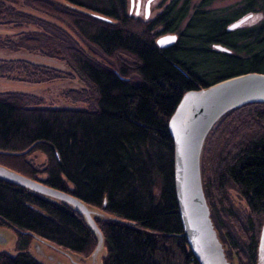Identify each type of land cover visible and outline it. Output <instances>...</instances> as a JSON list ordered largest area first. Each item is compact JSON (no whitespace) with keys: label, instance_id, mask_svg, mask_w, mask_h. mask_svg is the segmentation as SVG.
<instances>
[{"label":"trees","instance_id":"16d2710c","mask_svg":"<svg viewBox=\"0 0 264 264\" xmlns=\"http://www.w3.org/2000/svg\"><path fill=\"white\" fill-rule=\"evenodd\" d=\"M212 1L202 0L200 7ZM24 4L45 16L0 0V22L35 28L15 41L0 40V46L65 61L87 84V92L71 95L87 107L39 106L35 96L0 92V164L92 206L102 209L106 201L103 210L110 217L96 220L104 235L103 264H190L196 259L180 235L168 123L187 90L264 72V0H245L244 11L233 16L197 7L183 29L187 0H172L152 18V11L149 17L131 12L129 0ZM248 11L262 16L257 25L227 30ZM214 21L219 27L204 25ZM161 31H179L177 42L158 46ZM16 71L35 82L59 76L54 68L30 61L0 59V76ZM36 153L45 156L42 168L28 159ZM203 176L211 209L229 202L227 189L235 188L252 213H264V103L245 105L222 118L207 139ZM0 226L17 234L15 254L1 251L0 264H44L29 251L35 236L85 257L98 245L74 207L3 178ZM259 230L251 231L253 251Z\"/></svg>","mask_w":264,"mask_h":264},{"label":"water","instance_id":"95a60500","mask_svg":"<svg viewBox=\"0 0 264 264\" xmlns=\"http://www.w3.org/2000/svg\"><path fill=\"white\" fill-rule=\"evenodd\" d=\"M155 1L148 0V14L151 3ZM250 16L246 15L234 21L231 27L237 28ZM178 38L176 32H170L161 35L157 39V44L166 48L174 45ZM215 47L231 52L230 48L221 44H216ZM252 103H264V72L241 73L201 88L187 90L168 123L174 143L176 198L183 224V232L180 235L186 237L189 249L200 264H232L227 255L228 244L221 237L205 193L203 161L207 139L227 113ZM0 178L66 202L78 210L95 232L98 245L87 259L80 254L76 257L85 259L89 264H103L101 258L106 253L104 235L93 216L98 211L92 209V205L68 191L49 186L42 180L31 178L2 164ZM105 207L106 201L102 209ZM8 239L12 241L11 249L0 247V252L15 254L13 244L17 240V234L8 227L0 226V242ZM48 247L52 253L47 252ZM29 251L44 264H51L53 259L56 261L53 264H64L57 252L68 250L35 236ZM234 260L235 263L238 262L235 254ZM257 264H264V222L258 242Z\"/></svg>","mask_w":264,"mask_h":264},{"label":"rangeland","instance_id":"374dc122","mask_svg":"<svg viewBox=\"0 0 264 264\" xmlns=\"http://www.w3.org/2000/svg\"><path fill=\"white\" fill-rule=\"evenodd\" d=\"M6 5L14 6L16 9L21 11H26L35 15H42L40 12L33 10L32 8L26 6L24 4V0H2ZM61 1V0H55ZM160 1L153 10L150 18L155 16L156 13L162 10L164 6L169 4L172 0H158ZM157 1V2H158ZM189 3V14L186 19L182 22L181 29L185 27L188 23L191 15L194 13L197 7H200V3L202 0H187ZM245 0H213L210 4L204 5L200 8L204 10L215 11L218 14L222 13H230L231 16L234 13H241L242 10L240 7L244 5ZM185 0H180V4L184 3ZM130 7V0H129ZM156 12V13H155ZM258 15V14H257ZM45 16V15H42ZM140 16L146 17V13H141ZM259 17V16H258ZM257 17V18H258ZM46 18V17H44ZM54 21L53 19L46 18ZM204 25H208V27L216 26L219 27L220 23L218 21H214L213 23H204ZM245 27V26H242ZM35 29L34 26H25L18 27L15 24L7 21L0 22V40L9 41V40H17L27 31ZM161 29V28H160ZM162 30V29H161ZM179 36V31H175ZM170 33L161 31L158 35V38L163 35ZM157 38V39H158ZM242 41H239L241 43ZM237 54L245 55V51H236ZM200 58H202L200 56ZM0 59L9 61V60H24L30 61L37 65H43L50 68H54L57 70L59 76L45 81H29L24 77L22 72L16 71V73H12L11 76H0V92H8V91H18L23 92L28 95H32L37 97L39 101V106H65V107H87V103L77 102L72 98V93L74 90L82 91L86 89L87 92V84L74 72L65 61L60 58L48 56L38 51H29L25 49L20 50H11L9 48H4L0 46ZM203 59V58H202ZM249 67V65H248ZM227 69V68H226ZM222 68V71L226 70ZM20 75V76H19ZM70 94V95H69ZM87 101L90 100V95H85ZM89 98V99H88ZM36 100V101H37ZM91 104V103H90ZM31 162L34 163L37 167L43 166V163L46 161L45 156L41 153L33 154L28 158ZM41 178H45V174H40ZM227 194L230 199L229 202L225 201V204H221V202H217L218 200H214V203L217 202V209L212 208L214 210V214H216V220L220 228L223 230V233L226 237L229 238L232 248L241 253L242 256L245 257V254H248L250 249L252 248L253 235L255 232H251L253 228L260 229L263 221H264V213L254 214L251 212L250 208L247 205V202L243 195L236 190L235 188H228ZM216 195V193H215ZM223 202V201H222ZM91 206V205H90ZM92 209L98 211L93 216L95 219L100 218H108V214L99 207L92 206ZM104 212V213H103ZM213 215V211H212ZM220 230V229H219ZM221 233V232H220ZM222 237V236H221ZM11 239H8L5 242H0V247L11 249ZM50 248H47L48 253ZM68 252V253H67ZM67 252H57V255L61 257V261L64 264H89L85 259L89 256H86L85 259L77 258L76 256H80L77 253H73L71 251ZM103 255V254H102ZM83 256V255H82ZM248 263H252L253 259L249 255ZM55 258V256H54ZM57 260V259H56ZM103 259L101 258V263ZM56 263L55 259L51 260V264Z\"/></svg>","mask_w":264,"mask_h":264},{"label":"flooded vegetation","instance_id":"af4514ba","mask_svg":"<svg viewBox=\"0 0 264 264\" xmlns=\"http://www.w3.org/2000/svg\"><path fill=\"white\" fill-rule=\"evenodd\" d=\"M158 0H156L155 2H152L151 3V5H150V11H149V14H148V9H147V3H148V0H130V11L131 12H135L136 14H141V13H143V11H144V13H146V17H149L150 16V13H151V11L153 10V8L157 5V4H159V2L160 1H158ZM149 15V16H148ZM246 15H251L244 23H242L240 26H238L237 28H232L231 27V25H232V23L234 22H232V23H230L229 25H228V27H227V30L228 31H231V32H234V31H237V30H240V29H243V28H247V27H252V26H254V25H257V23H258V19L259 18H262V16H259L258 17V15H257V12L256 11H248L247 13H245V15L244 16H246ZM244 16H241V17H239V18H237L236 20H238V19H240V18H242V17H244ZM258 17V18H257ZM235 20V21H236ZM242 26H245V27H242ZM216 45V44H215ZM221 50V49H220ZM232 51V50H231ZM227 52V51H226ZM213 219H214V217H213ZM214 221H215V223H216V225L218 226V228L220 229V232H221V236H222V238H223V241L225 242V243H227L228 244V247H229V250L227 251V255H228V257H229V259L231 260V263L232 264H257V251H258V243H257V246H256V250L255 251H253V249H254V247H252L251 249H250V251H249V253L248 254H245V257L244 256H242V254L241 253H238V252H236L232 247V244L230 243V241L229 240H227V239H229L228 237H226L225 238V236H224V233H223V230L220 228V226L218 225V223H217V221L214 219ZM264 222V221H263ZM262 225H263V223H262ZM262 225H261V227H262ZM261 227H260V230H259V235H260V231H261ZM9 228V227H8ZM11 229V228H10ZM13 230V229H12ZM14 231V230H13ZM259 235H258V239H257V241L259 242ZM17 241V240H16ZM234 254L236 255V257H237V260H238V262L237 263H235V260H234ZM249 255L251 256V259H253L252 261V263H248V259L250 258L249 257ZM194 259H196V258H194ZM190 264H200L198 261H197V259L196 260H193Z\"/></svg>","mask_w":264,"mask_h":264},{"label":"crops","instance_id":"0c3cea01","mask_svg":"<svg viewBox=\"0 0 264 264\" xmlns=\"http://www.w3.org/2000/svg\"><path fill=\"white\" fill-rule=\"evenodd\" d=\"M14 245H15V243L13 244V251H15V250H14Z\"/></svg>","mask_w":264,"mask_h":264}]
</instances>
